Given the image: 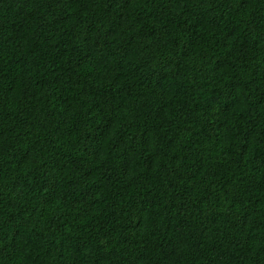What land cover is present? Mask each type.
<instances>
[{"label":"trees","instance_id":"1","mask_svg":"<svg viewBox=\"0 0 264 264\" xmlns=\"http://www.w3.org/2000/svg\"><path fill=\"white\" fill-rule=\"evenodd\" d=\"M0 264H264V0H0Z\"/></svg>","mask_w":264,"mask_h":264}]
</instances>
